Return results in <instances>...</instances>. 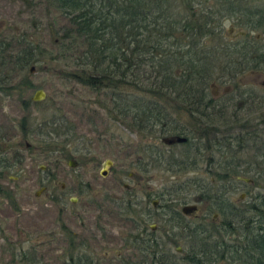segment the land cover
I'll list each match as a JSON object with an SVG mask.
<instances>
[{
    "label": "trees",
    "instance_id": "16d2710c",
    "mask_svg": "<svg viewBox=\"0 0 264 264\" xmlns=\"http://www.w3.org/2000/svg\"><path fill=\"white\" fill-rule=\"evenodd\" d=\"M49 1L66 18V25L58 32V44L70 66L56 70L57 74L100 97L101 108L110 120L142 139L159 140L167 146L178 143L183 147L172 154L160 148V155L152 153L153 145H145L143 151L136 152L140 154L136 165L144 163V170L163 166L185 175L187 170L204 162L205 172L211 171L206 181L192 176L194 182L187 178L155 193L163 201L159 214L164 217L160 222L167 241L164 237L150 238L146 263L214 264L213 259L219 261L223 256L217 254L227 246L222 236L232 235L238 238V245L233 247L237 263L264 264V215L260 209L261 201L264 207V197L256 195L254 202L243 210L254 213L243 222V230L242 216L233 213L234 205L228 197L235 183L242 182L240 177L264 181V107L252 108L255 96L241 90L237 96L247 115L242 119V108L233 103L238 100L235 93L224 102L214 97L208 84L213 79L232 81L241 73V70L230 72L237 65L226 60L228 54L236 58L242 53L240 58L248 60L246 52L250 48L243 50L246 45L243 48L233 45L232 51H228L222 36V19L239 14L245 26L260 27L264 25L261 11L250 7L248 0H211L212 7L208 8L177 0ZM252 17L256 18L255 23L249 22ZM15 38L16 49H10V42L0 38L2 91L9 87L12 72H21L41 60L37 45L23 36ZM259 46L252 49V60L255 65L259 62L264 71V43ZM220 58L226 61L220 64L223 62ZM258 59L261 61L256 62ZM217 68L219 72L215 73ZM23 104L29 107L39 103L28 97ZM258 110L261 115H250ZM249 118L256 123L247 126L245 121ZM236 127L239 131L233 134ZM77 138L59 142L58 135H48L39 143L45 144V152H57L70 160L78 150ZM178 138L184 140L177 141ZM248 150L252 152L251 160H242L241 154ZM0 193L7 199L10 197L8 191ZM193 200L210 201L211 211L214 209L222 220L210 221V229L202 222L185 220L179 210L174 213L176 206ZM170 217L174 221L170 222ZM67 239L63 263L99 264L81 251L84 244H76L73 236ZM178 245L181 252L172 249ZM21 256L20 263L16 260L10 264H41L33 256Z\"/></svg>",
    "mask_w": 264,
    "mask_h": 264
},
{
    "label": "rangeland",
    "instance_id": "374dc122",
    "mask_svg": "<svg viewBox=\"0 0 264 264\" xmlns=\"http://www.w3.org/2000/svg\"><path fill=\"white\" fill-rule=\"evenodd\" d=\"M177 1L188 2L193 7L211 6V0ZM247 3L264 15V0H248ZM239 16L222 19V36L229 52L233 45L237 48L246 45L243 50L250 48L247 52L245 50L248 60L240 58L242 53L236 58L228 54L230 60H226L237 65L231 67L230 72L241 70V73L232 81L213 79L208 84L214 97L224 102L228 95L235 93L238 100L233 103L242 108L244 119L247 116L243 112L245 106L237 96L241 90H248L255 96L252 108L264 107V71L259 62L255 65L252 60V49L264 43V25L245 26ZM255 19L252 17L249 22L255 23ZM65 25L66 18L49 0H0V38L10 42V49H16L18 42L15 37L23 36L37 45L42 53L41 60L31 65L34 66L32 73L29 72L31 66L21 72H12L9 87L0 90V191L10 193L8 199L0 193V264L19 262L22 254L26 258L33 256L41 264H65L64 251L68 246L67 238L71 236L76 244H84L81 251L99 264H118L125 262L127 257L134 260L137 253L129 241L127 243L128 235L134 233L129 214L132 209L136 211L142 206V202H138L141 206H136L134 198L141 201L145 193L151 194V201L158 200L156 203L161 210L163 201L155 193L163 187L176 186L187 178L194 179V182L196 179L192 176L205 181L206 177H211V171L209 174L205 172L204 162L193 167V172H190L191 168L187 170L186 173H190L185 175L166 170L163 166H150L144 170V163L139 167L136 165L140 156L136 152L143 151L145 145H153L152 153L156 151L160 155V148L172 154L179 153L183 147L178 143L167 146L159 140L151 139L150 142L142 139L110 120L101 108L103 100L100 97L96 98L85 87L57 74L56 70L70 66L58 44V32ZM218 60L223 61L220 64L226 61ZM38 89L45 92V98L37 101L38 105L25 107L24 99L32 97ZM258 114L261 115L259 110L250 113L252 116ZM245 122L247 126L256 123L253 118ZM236 130L239 131L236 127L232 133H237ZM48 135H58L59 142L78 137V150L73 153V158L65 160L57 152H45V144H40L39 140ZM251 155L248 150L240 158L248 161ZM106 159H111L113 164L103 177L98 173ZM70 161L74 166H70ZM197 167L199 170L195 169ZM248 179L236 182L235 189L228 195L234 205L233 213L238 212L242 216L241 230L245 221L254 215L243 210L254 202L257 194L264 195V181ZM127 192L134 193V197L128 200ZM187 204H196L198 210L185 220L192 219L195 224L202 222L210 229V221L219 223L222 220L221 215L213 212L214 209L211 211L210 201L193 200ZM148 205L151 210V203ZM176 207L180 212L181 205ZM153 223L156 225L155 221L149 224ZM160 224L157 222L156 232L167 241ZM222 237L227 246L217 254L223 257L216 264H239L233 259L236 256L233 247L238 245V238L232 235ZM177 247L182 251L181 245Z\"/></svg>",
    "mask_w": 264,
    "mask_h": 264
},
{
    "label": "flooded vegetation",
    "instance_id": "af4514ba",
    "mask_svg": "<svg viewBox=\"0 0 264 264\" xmlns=\"http://www.w3.org/2000/svg\"><path fill=\"white\" fill-rule=\"evenodd\" d=\"M112 164H113V162H112ZM124 187H127V186L124 185ZM126 194L129 195L128 200H130V198H132V196L134 197V193L131 194V192H127ZM149 195H151V194H149ZM149 195L145 193V198H143V200H141V201H137V199L134 198L135 202H136L135 203L136 206L137 205L141 206L140 204H138V202H142V206H141V209H136V211H134L132 209V211H130V214H129L130 215L129 221L131 222V226H132L134 233L128 235L129 237H128L127 243L129 241L131 248L137 253V257L134 260H133V258L127 257L125 262L121 261V262H118V264H148V263H146V260L148 259V244H149L150 238L155 239L157 237L159 239H163L162 235L157 234L155 227L157 226V222L160 224L161 218L164 219V217L159 214L160 210H159L158 206H160V205H158L156 203L158 200H152L151 201L150 198H152L153 195L152 196H149ZM257 195L259 196V198L261 196L264 197V195L261 193H259ZM158 198L161 200L160 197H158ZM149 202L152 205L151 210L149 209V205H148ZM128 204H132V203L130 201H128ZM183 205L184 204H181L180 212L178 210H176V211H174V213L178 211V213H181L185 219V218H188V215L191 216V214H184L182 212ZM260 205H262V207L260 209L262 210V214L264 215V207H263L262 201L260 202ZM156 208H158V209H156ZM153 209H156V211L154 210V212H152ZM152 221L153 222L155 221L156 225L154 223L149 224ZM169 221L170 222L174 221L173 217H170ZM161 226L163 227L162 224H160V227ZM163 229H164V227H163ZM171 237L175 238L173 235H171ZM172 238H170V240H173ZM171 244H172V242L170 243V246H171ZM175 249L177 252H181V250L178 251L177 248H175ZM35 261L40 262V260H36V259H35ZM213 261H214V264H216L218 262L217 259H213Z\"/></svg>",
    "mask_w": 264,
    "mask_h": 264
},
{
    "label": "water",
    "instance_id": "95a60500",
    "mask_svg": "<svg viewBox=\"0 0 264 264\" xmlns=\"http://www.w3.org/2000/svg\"><path fill=\"white\" fill-rule=\"evenodd\" d=\"M34 71V66H31L29 68V72L32 73ZM45 98V92L42 89H38L35 91L34 95L31 97L32 101H42ZM184 138H178L177 141H183ZM112 160L111 159H106L103 162L102 167L99 170V173L101 176L105 177L107 173L109 172L110 167L112 166ZM70 166H74L73 162L70 161ZM241 179H244L245 181H249L248 178H243L240 177ZM198 210V206L196 204H185L182 207V212L184 214H191L192 212H195ZM178 251H180V247L177 248Z\"/></svg>",
    "mask_w": 264,
    "mask_h": 264
}]
</instances>
